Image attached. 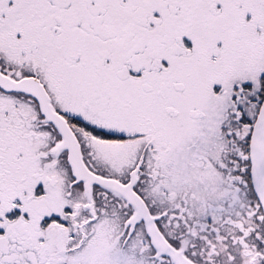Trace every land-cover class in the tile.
<instances>
[{"label":"snow or ice","instance_id":"snow-or-ice-1","mask_svg":"<svg viewBox=\"0 0 264 264\" xmlns=\"http://www.w3.org/2000/svg\"><path fill=\"white\" fill-rule=\"evenodd\" d=\"M0 264H264V0H0Z\"/></svg>","mask_w":264,"mask_h":264}]
</instances>
